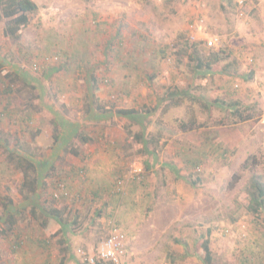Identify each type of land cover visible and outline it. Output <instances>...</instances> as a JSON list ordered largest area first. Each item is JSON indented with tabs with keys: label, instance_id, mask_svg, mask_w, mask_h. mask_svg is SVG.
I'll return each mask as SVG.
<instances>
[{
	"label": "rangeland",
	"instance_id": "1",
	"mask_svg": "<svg viewBox=\"0 0 264 264\" xmlns=\"http://www.w3.org/2000/svg\"><path fill=\"white\" fill-rule=\"evenodd\" d=\"M34 1L16 36L0 19V264H91L114 222L127 264H264V208L239 204L250 176L264 175V0ZM193 21L229 53L211 71L196 67ZM20 141L49 163L36 193L10 154Z\"/></svg>",
	"mask_w": 264,
	"mask_h": 264
},
{
	"label": "trees",
	"instance_id": "2",
	"mask_svg": "<svg viewBox=\"0 0 264 264\" xmlns=\"http://www.w3.org/2000/svg\"><path fill=\"white\" fill-rule=\"evenodd\" d=\"M39 5L36 1L34 0H0V19L2 18H11L10 23L7 25L6 27V33H8L9 35L12 36H16L19 31L25 27L28 23H29V16L28 13H37L39 11ZM198 46V42H195L193 44L194 47V54L196 56V67L197 68H204L207 71H211L213 70V66L214 64L225 60L226 58L229 57V53L227 54L225 49H219V50H211L210 53L208 55H201L197 49ZM44 60H50L53 62H57L58 60H60V56L58 54H50L46 57H44ZM46 62V61H45ZM49 62V61H48ZM47 62V63H48ZM37 64L32 63V65ZM232 64L229 63L228 67L231 66ZM247 78L252 79L253 78V74L254 71L252 70L251 72L247 73ZM91 75V79L92 81L95 83L97 82V78L93 75V73H90ZM12 90V89H11ZM13 91V90H12ZM90 95V104H91V100L92 103L94 102L96 104L97 100L95 98V96L92 97L91 99V93ZM95 95V94H94ZM173 98H175V95L173 96ZM194 98V97H193ZM196 101H198L203 108H208L206 103H204L202 100L195 98ZM162 102V100H161ZM175 104V103H174ZM98 108L99 105L97 106ZM110 110H106V109H102L101 112H96L93 114V117L97 116V115H106V113H108ZM118 114L120 115H124V116H129V115H134L135 113H138L139 110H136L134 108H130V109H122L119 108L116 111ZM242 112L240 111V109H236L235 111L232 112V115L234 116H239ZM33 120V117L31 115L28 116V120L27 124L25 125V129L24 132L27 131L25 133V135L29 132V134L31 133L33 136H37L40 135L42 132V129L38 127V125H34L33 128L34 132L32 131V128L28 125V121ZM55 124L54 126V133H53V138L54 140L57 142H59V140H61L62 138V128L57 121L53 122ZM218 124H222L221 121L218 122ZM72 126V125H71ZM71 126H69L70 130L64 129L63 135H64V141L67 140V132L70 131V133L72 134V131L74 130L76 132V129L72 128ZM64 128H68V127H64ZM86 137L83 136V140H85ZM21 144V145H20ZM20 144L18 143V147L19 150H21L20 153H18L17 151L10 149V154L13 156V154H17L18 157V161H19V165L21 166L24 175L26 176V178H28V184L27 182H24V186H28L29 189H31L33 192L36 193V187L37 185H39V180H40V176L42 173L39 174L40 172V165H48V162H42V161H38L39 163L37 165L36 160L31 161L32 159L29 158H33L32 157V152L26 147L27 145L24 144L23 142ZM4 145V144H3ZM5 146L7 147L8 144L5 143ZM26 147V148H24ZM28 160V161H27ZM50 163H53L52 160H48ZM189 162H191V164L194 165H198L199 166V162H201V157L198 158H194V159H190ZM249 160L246 161L245 165H248ZM36 167L38 168V172L36 175H32L31 173L34 172V169H36ZM43 178V177H42ZM198 179V178H197ZM10 203H12L10 201ZM239 204L242 208H244L246 211L250 212V213H254V214H259V212L261 210H263L264 208V175L263 174H258V173H254L250 176L249 182L246 183V185L244 186V188L242 189V193L239 195ZM47 212H49V214H51L52 218L54 220H56L57 222L61 223V224H65L64 223V218L62 215V212L58 209H54V208H49L47 209ZM6 222L9 223L10 229L13 228V226L16 223L15 220V214L14 213H10L8 215V217H6ZM41 225L43 227H47L48 223L47 220H43ZM49 230V229H46ZM208 233H210V231H208ZM58 235V232H54L52 233L51 237H55ZM203 249V251L205 252V257L204 260L206 261V263H211L213 260L212 257V253H211V249H210V241L207 238L202 247L201 250ZM200 250V251H201ZM103 264L102 262H98L97 264Z\"/></svg>",
	"mask_w": 264,
	"mask_h": 264
},
{
	"label": "built area",
	"instance_id": "3",
	"mask_svg": "<svg viewBox=\"0 0 264 264\" xmlns=\"http://www.w3.org/2000/svg\"><path fill=\"white\" fill-rule=\"evenodd\" d=\"M200 29L199 23L197 21H193L190 24V39L192 41H204L207 47L219 50L223 46V41L220 36L214 35L211 38H201L197 37V32ZM218 48V49H217ZM37 68V66H36ZM122 182V181H121ZM56 196H58L56 194ZM127 239V235L116 225L112 224L104 239L103 243L105 247L103 249H99L96 255L89 257L88 262L91 264H96L97 262H109L110 264H127L124 260L126 256L125 251L126 244L125 241ZM101 250V251H100Z\"/></svg>",
	"mask_w": 264,
	"mask_h": 264
},
{
	"label": "clouds",
	"instance_id": "4",
	"mask_svg": "<svg viewBox=\"0 0 264 264\" xmlns=\"http://www.w3.org/2000/svg\"><path fill=\"white\" fill-rule=\"evenodd\" d=\"M35 66H37V65H35ZM38 67V66H37ZM3 88H5V86L3 87ZM7 88V90H9V88H10V86H8V87H6ZM122 181V180H121ZM115 223V222H114ZM117 225V224H116ZM118 226V225H117ZM110 227H111V225H110ZM110 227H109V229H108V231L110 230ZM122 231H124L123 229H121ZM102 263H105V264H110L109 262H103V261H101ZM98 263V262H97ZM96 263V264H97Z\"/></svg>",
	"mask_w": 264,
	"mask_h": 264
},
{
	"label": "crops",
	"instance_id": "5",
	"mask_svg": "<svg viewBox=\"0 0 264 264\" xmlns=\"http://www.w3.org/2000/svg\"><path fill=\"white\" fill-rule=\"evenodd\" d=\"M65 126V125H64ZM72 127V126H71ZM111 156H113L112 154H110ZM112 163V165H114V167H116V168H119L120 166H118L117 164H113V162H111ZM118 227L120 228V229H122L119 225H118ZM109 229V228H108Z\"/></svg>",
	"mask_w": 264,
	"mask_h": 264
}]
</instances>
